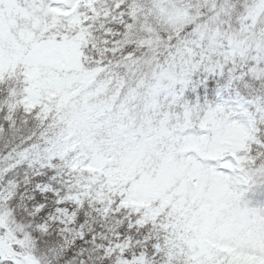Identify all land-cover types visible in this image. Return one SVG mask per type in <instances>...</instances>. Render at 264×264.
<instances>
[{
    "label": "snow or ice",
    "instance_id": "obj_1",
    "mask_svg": "<svg viewBox=\"0 0 264 264\" xmlns=\"http://www.w3.org/2000/svg\"><path fill=\"white\" fill-rule=\"evenodd\" d=\"M0 264H264V0H0Z\"/></svg>",
    "mask_w": 264,
    "mask_h": 264
}]
</instances>
